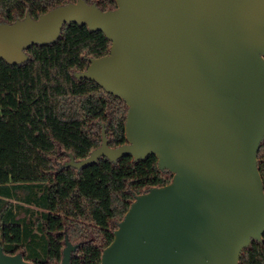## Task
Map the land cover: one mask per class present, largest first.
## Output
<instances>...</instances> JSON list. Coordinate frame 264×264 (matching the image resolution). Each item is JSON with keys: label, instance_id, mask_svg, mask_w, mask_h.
I'll return each instance as SVG.
<instances>
[{"label": "water", "instance_id": "95a60500", "mask_svg": "<svg viewBox=\"0 0 264 264\" xmlns=\"http://www.w3.org/2000/svg\"><path fill=\"white\" fill-rule=\"evenodd\" d=\"M116 3L103 11L77 0L28 15L23 41L0 58L19 64L68 24L111 41L76 77L125 101L127 143L110 147L103 130L101 146L68 166L155 155L173 179L136 196L101 264H239L264 236V0ZM76 249L66 236L60 264ZM0 264L34 263L0 244Z\"/></svg>", "mask_w": 264, "mask_h": 264}, {"label": "trees", "instance_id": "16d2710c", "mask_svg": "<svg viewBox=\"0 0 264 264\" xmlns=\"http://www.w3.org/2000/svg\"><path fill=\"white\" fill-rule=\"evenodd\" d=\"M77 0H0V26ZM103 10L116 0H86ZM111 41L85 24H68L49 44L25 50L26 60L0 58V244L34 264H60L65 239L77 245L71 264H101L103 250L136 196L173 179L151 155L116 162L101 157L80 169L99 148L127 143L128 106L97 82L77 78L91 58L109 54ZM264 180V140L258 152ZM239 264H264V236L243 250Z\"/></svg>", "mask_w": 264, "mask_h": 264}, {"label": "rangeland", "instance_id": "374dc122", "mask_svg": "<svg viewBox=\"0 0 264 264\" xmlns=\"http://www.w3.org/2000/svg\"><path fill=\"white\" fill-rule=\"evenodd\" d=\"M28 28L29 24L25 19L0 27V57H3L11 48L23 41Z\"/></svg>", "mask_w": 264, "mask_h": 264}]
</instances>
